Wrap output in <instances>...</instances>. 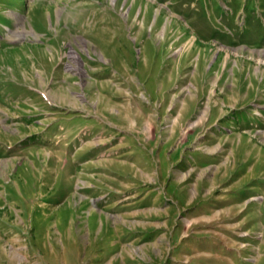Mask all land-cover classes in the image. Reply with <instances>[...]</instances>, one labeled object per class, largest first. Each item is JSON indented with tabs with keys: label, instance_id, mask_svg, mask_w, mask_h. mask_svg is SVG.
I'll list each match as a JSON object with an SVG mask.
<instances>
[{
	"label": "rangeland",
	"instance_id": "rangeland-1",
	"mask_svg": "<svg viewBox=\"0 0 264 264\" xmlns=\"http://www.w3.org/2000/svg\"><path fill=\"white\" fill-rule=\"evenodd\" d=\"M0 264H264V0H0Z\"/></svg>",
	"mask_w": 264,
	"mask_h": 264
},
{
	"label": "bare ground",
	"instance_id": "bare-ground-1",
	"mask_svg": "<svg viewBox=\"0 0 264 264\" xmlns=\"http://www.w3.org/2000/svg\"><path fill=\"white\" fill-rule=\"evenodd\" d=\"M134 98V97H133ZM125 102V101H124ZM126 103H128V102H126ZM137 103V102H136ZM127 107V106H126ZM130 112H131V115H133L134 116V113H133V109H130ZM135 112V111H134ZM128 113V112H127ZM130 114V113H129ZM136 116V115H135ZM133 118V117H132ZM130 134V133H129ZM101 136V135H100ZM122 148V147H121ZM129 154V153H128ZM129 156V155H128ZM128 156H125V157H127L128 158ZM132 157V156H131ZM113 180V179H112ZM121 200V199H120ZM129 210V209H128ZM133 213V212H132ZM124 214V213H123ZM134 214V213H133ZM136 223V222H135Z\"/></svg>",
	"mask_w": 264,
	"mask_h": 264
}]
</instances>
